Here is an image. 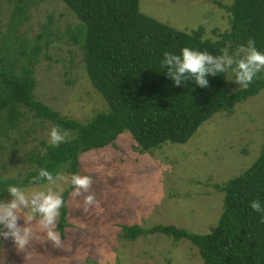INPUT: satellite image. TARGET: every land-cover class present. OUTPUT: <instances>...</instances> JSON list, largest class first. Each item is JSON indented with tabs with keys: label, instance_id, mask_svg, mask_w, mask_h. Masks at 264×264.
Wrapping results in <instances>:
<instances>
[{
	"label": "rangeland",
	"instance_id": "374dc122",
	"mask_svg": "<svg viewBox=\"0 0 264 264\" xmlns=\"http://www.w3.org/2000/svg\"><path fill=\"white\" fill-rule=\"evenodd\" d=\"M232 1L139 0V7L180 30L202 26L205 37L217 39L218 33L229 28L228 6ZM26 11L25 20L8 32L12 5L0 0V50L3 53L1 36L5 33L19 36L18 40L9 36L10 46L28 42L29 52L36 36L48 32L40 40L42 47L35 65V98L61 115L80 121L106 110L104 98L87 78L80 47L67 37V29L77 23L71 10L61 0H31ZM228 79L232 81L231 90L239 86L233 73H228ZM20 111L23 114L15 128H6L4 119H0V175L4 177H23L35 168L36 163L29 158L45 152L55 127L34 117L25 107ZM134 142L130 132L124 130L114 145L80 154L78 174L92 177L89 194H94L98 206H87L83 196L74 198L73 190L69 192V224L64 238L60 235L59 248L33 221L39 239L20 252L11 238L2 237L0 264H201L197 247L188 239L176 240L159 232L127 239L122 225L149 228L172 224L195 233L212 232L223 203V192L214 185L241 174L264 145V89L230 111L208 118L184 143L166 142L139 154ZM60 174L68 176L67 172ZM69 184L51 187L66 190ZM49 187L45 182L24 189L30 194ZM11 199L5 192L0 202ZM18 224L25 226L22 217Z\"/></svg>",
	"mask_w": 264,
	"mask_h": 264
},
{
	"label": "trees",
	"instance_id": "16d2710c",
	"mask_svg": "<svg viewBox=\"0 0 264 264\" xmlns=\"http://www.w3.org/2000/svg\"><path fill=\"white\" fill-rule=\"evenodd\" d=\"M8 1L12 5L9 32L25 20L31 0ZM61 1L77 18L75 26L67 29V37L80 47L87 78L104 98L106 110L80 121L61 115L36 99L35 65L42 47L40 40L48 32L36 36L29 52L26 41L16 47L9 45V36L18 40V35H2L0 119H4L6 128H15L23 114L20 108L25 107L34 117L59 126L69 136L58 147L47 144L45 152L30 157L36 167L23 177L0 175V198L9 186L24 188L47 182L32 183L40 168L54 176L62 172H67L68 177L78 174L81 153L114 145L124 130L130 132L135 141L133 148L139 154L166 142L184 143L208 118L230 111L264 89L262 71L247 89L238 86L231 90L229 72L208 75L207 87H199L192 80L178 87L165 75L167 70L162 64L165 52L180 54L185 47L214 56L227 49L231 55L246 46L250 37L257 50L264 53V0H233L228 6L229 28L218 33L217 39L205 37L202 26L184 31L157 20L140 10L139 0ZM49 25H45L46 31ZM213 31L217 34V30ZM214 187L223 192V203L212 232L195 233L172 224H154L149 228L132 224L122 225L123 236L134 239L159 232L176 240L188 239L197 247L201 264H264V213L253 211L250 206L252 201L259 200L264 207V145L247 169ZM72 190L69 184L63 191L65 203L57 222L63 238L69 224L66 199ZM1 244L2 237L0 257Z\"/></svg>",
	"mask_w": 264,
	"mask_h": 264
},
{
	"label": "clouds",
	"instance_id": "9594fccd",
	"mask_svg": "<svg viewBox=\"0 0 264 264\" xmlns=\"http://www.w3.org/2000/svg\"><path fill=\"white\" fill-rule=\"evenodd\" d=\"M221 53L214 56L206 51L188 47L181 49L180 54L165 52L162 61L167 70L165 75L174 81L175 86H182L184 82L192 80L203 88L208 86V75L216 76L231 72L235 77L234 82L247 89L257 75L264 71V53L257 50L255 40L251 37L247 40L246 46H241L234 55H230L227 49H222ZM49 135L48 143L52 147L67 142L69 136L68 132H62L59 126L53 127ZM40 181H47L50 187L29 194L23 187L9 186L6 191L12 199L9 202H0V225L7 229V231L0 229V237L11 238L20 252L25 251L34 239H39L33 230V221L38 224L40 231L53 246L59 248L62 244L56 228L65 203L64 189L53 190L51 186L70 183L73 186L71 195L74 198L83 196L85 205L98 206L94 194H89L93 184L89 175L54 176L47 169L40 168L38 175L32 178V183ZM250 206L253 211L264 213V207L259 200L252 201ZM21 217L25 222L23 227L18 224Z\"/></svg>",
	"mask_w": 264,
	"mask_h": 264
}]
</instances>
